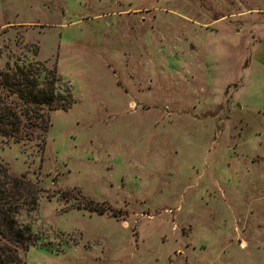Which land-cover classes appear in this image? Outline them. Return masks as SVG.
Here are the masks:
<instances>
[{
	"label": "rangeland",
	"instance_id": "rangeland-1",
	"mask_svg": "<svg viewBox=\"0 0 264 264\" xmlns=\"http://www.w3.org/2000/svg\"><path fill=\"white\" fill-rule=\"evenodd\" d=\"M35 63L63 107L0 136L25 264H264V0H0V71Z\"/></svg>",
	"mask_w": 264,
	"mask_h": 264
},
{
	"label": "trees",
	"instance_id": "trees-1",
	"mask_svg": "<svg viewBox=\"0 0 264 264\" xmlns=\"http://www.w3.org/2000/svg\"><path fill=\"white\" fill-rule=\"evenodd\" d=\"M61 88L57 69L45 63L0 71V136L16 142L40 140L52 113L63 107ZM41 193L26 176L11 175L0 163V264H25L20 253L30 250L32 238L29 229L19 227L18 218L38 208Z\"/></svg>",
	"mask_w": 264,
	"mask_h": 264
}]
</instances>
